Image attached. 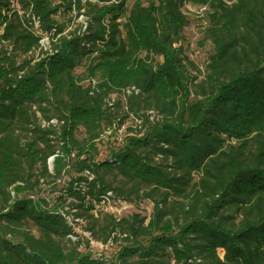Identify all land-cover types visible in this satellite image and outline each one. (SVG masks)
Here are the masks:
<instances>
[{
	"label": "trees",
	"instance_id": "trees-1",
	"mask_svg": "<svg viewBox=\"0 0 264 264\" xmlns=\"http://www.w3.org/2000/svg\"><path fill=\"white\" fill-rule=\"evenodd\" d=\"M0 264H264V0H0Z\"/></svg>",
	"mask_w": 264,
	"mask_h": 264
},
{
	"label": "rangeland",
	"instance_id": "rangeland-1",
	"mask_svg": "<svg viewBox=\"0 0 264 264\" xmlns=\"http://www.w3.org/2000/svg\"><path fill=\"white\" fill-rule=\"evenodd\" d=\"M197 10H189V14L192 15L193 17ZM59 21L63 22V24L68 25L69 28H73L74 25L68 24L67 22V16L66 15H60ZM76 22H81L80 18L76 19ZM73 24V23H72ZM200 20L197 18H194L192 20V23L184 28L183 34H184V41H183V46L185 49V54L188 56L190 60L194 62V64L199 68L200 76L202 75L203 72V66L207 58V54L210 50V46L208 43L203 42L201 37V31H200ZM34 26H37L34 24ZM68 28V29H69ZM45 44V43H44ZM33 56L38 55V52H34L32 54ZM77 72L81 70L80 67H77L75 69ZM112 99L117 100L120 98V95L118 94H113L111 96ZM139 120L133 118V116H129L128 118H125L124 123L121 125L119 129H116L114 127V130H106L103 132V134L100 135V138L97 140L96 145L98 149V155L97 159L101 160L105 156L108 155L110 148L116 146L118 143L117 141L119 138L123 137L124 133L127 132V127H132V128H138ZM82 135L79 134V137ZM49 165V170L52 171V163L51 159L48 162ZM66 170V169H65ZM63 176L58 179L54 185H49L46 183H42L40 185V190L38 191L40 197H45L47 198L49 203H52L55 201L56 197L60 194L61 188L67 186L69 183V176L66 174V171L63 172ZM68 207L66 206L65 209ZM105 210V209H104ZM151 210V203L149 202H141L139 205V208L136 207L134 203H127L123 202L120 200H111L109 205L106 206V210L108 212L113 213L116 217H125L126 215L139 211L141 214L147 215ZM68 218L71 220L72 215L70 214ZM78 223H74V230L82 236L80 238L81 245L80 248L82 250L86 249V243L85 240L88 237V232L83 230L84 226V220L77 221ZM88 239H90L88 237ZM118 242H108L105 245L97 243L93 240L89 241V249L92 252L93 255L95 256H103L105 258H110L112 254L118 249Z\"/></svg>",
	"mask_w": 264,
	"mask_h": 264
},
{
	"label": "built area",
	"instance_id": "built-area-1",
	"mask_svg": "<svg viewBox=\"0 0 264 264\" xmlns=\"http://www.w3.org/2000/svg\"><path fill=\"white\" fill-rule=\"evenodd\" d=\"M201 10H202V8L199 9V10L197 11V13H200ZM79 18H80V21H81V22L84 21V18H83L82 15L79 16ZM35 24L37 25V23H35ZM44 43H45V44H44ZM41 44H42V45H46V44H47V38H46V37H44V38L41 40ZM109 194H110V192L107 193V195H109ZM109 203H110V200H109V201H108V200H107V201L102 200L100 205L103 206L104 209L106 210V206L109 205Z\"/></svg>",
	"mask_w": 264,
	"mask_h": 264
}]
</instances>
